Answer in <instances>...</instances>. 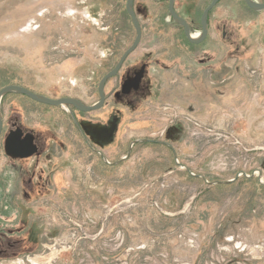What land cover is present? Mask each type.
<instances>
[{"label": "rangeland", "instance_id": "1", "mask_svg": "<svg viewBox=\"0 0 264 264\" xmlns=\"http://www.w3.org/2000/svg\"><path fill=\"white\" fill-rule=\"evenodd\" d=\"M152 2L135 7L143 39L131 57L150 62L147 89L115 106L121 126L102 150L107 162L62 128V108L2 100L0 264H264V11L221 0L207 40L191 48L171 15L168 30L157 26L169 0ZM211 2L176 0L194 36ZM117 8L115 0H0V89L95 103L102 75L135 38ZM10 119L42 136L39 155L7 156ZM138 140L160 144L129 154Z\"/></svg>", "mask_w": 264, "mask_h": 264}, {"label": "flooded vegetation", "instance_id": "2", "mask_svg": "<svg viewBox=\"0 0 264 264\" xmlns=\"http://www.w3.org/2000/svg\"><path fill=\"white\" fill-rule=\"evenodd\" d=\"M195 23L200 28V33H201L202 32L201 20L199 19L198 21H195ZM189 26H190L191 32L193 31L195 32V29L193 28V26L191 24H189ZM209 32H210V29H209V19H208V34L204 42L207 40L209 36ZM182 34H183V37L185 38L184 41L186 40L190 44V42L185 36L183 28H182ZM142 39H143V31H142ZM204 42H202L201 44H203ZM201 44H192V45L190 44V47L191 48L199 47ZM188 49H189V45H188ZM126 50L122 52L119 59L114 63L112 70L116 67L121 57L123 56V54L126 52ZM181 50H182V47H181ZM134 53H132L123 63L117 76L107 82L105 86V90H104L105 101L101 109L96 110V111H90V112H81V111H78L73 106H71L70 108L71 111H68L64 109L63 107H60L65 113V116L67 119V123H64V125H62L63 126L62 128L75 129V131H77L78 135L80 136L84 146L86 148L92 149L93 152L99 154L103 158V160L105 158H104V154L102 153V150L115 144V142L118 139L119 128L121 126V110L119 108H115V106H118L119 104L130 101V100H138L142 98L143 96L142 94L147 89L148 74H149V68L151 64L150 62L144 61L145 59L143 61H139L141 59H138L137 61H139V63L132 62L131 57L134 55ZM188 54L184 55V60H189L192 56H194L193 53H191L190 51H188ZM190 74L195 75L194 68L192 71H190ZM105 75H103L102 78ZM111 81L114 82V85L113 87L107 90V86ZM125 84H126V87L124 89ZM97 94H98V100L91 105H94L100 101L98 88H97ZM109 100H113L115 102L114 108H111V109L107 108V105L109 104ZM83 104L86 105L85 103ZM91 105H86V106H91ZM56 125L59 128L60 124L56 123ZM6 128L7 129L4 133V143L13 131L18 130L21 133V137H20L21 141L25 140L27 135L33 136L34 144L38 148V153L34 156L36 157L37 155L41 153L42 146H41L40 138H42V136H40L37 131L26 126L21 120H19V122L13 121L12 123L11 119H10V122L7 121ZM53 128H56V127H53ZM142 143L160 144L159 142L152 141V140H148L147 142H142ZM163 145H165L166 147L170 148L173 151V148L170 144L164 143ZM14 159L26 160L29 158H26V159L14 158ZM108 165L111 166L114 164L108 163Z\"/></svg>", "mask_w": 264, "mask_h": 264}, {"label": "water", "instance_id": "3", "mask_svg": "<svg viewBox=\"0 0 264 264\" xmlns=\"http://www.w3.org/2000/svg\"><path fill=\"white\" fill-rule=\"evenodd\" d=\"M221 0H212V2L209 4V6L205 9V11L202 14L201 17V27H202V32L194 36L191 32L190 26L187 23L185 19H183L176 11L175 9V3L176 0H169V6L168 10L171 15V18L174 20V22L178 25L181 26L184 29V33L186 38L191 44H201L207 37L208 34V19H209V14L210 12L216 7V5L220 2ZM246 5L253 11L255 12H261L264 11V3H258L255 2L254 0H244ZM126 11L129 15V17L132 20L134 29H135V38L131 46L126 50V52L123 54L121 57L120 61L116 65V67L111 70L108 74H106L101 81L99 82L98 86V91H99V96H100V101L97 102L94 105L91 106H86L84 105L81 101L72 99V98H60V99H51L49 97L37 94L31 90H28L24 87L18 86V85H8L0 89V154H1V137L3 133V128H4V117L2 114L1 110V104L2 100L4 97L7 95H22L27 97L28 99L46 105V106H51V107H63L68 111H71V106L75 107L78 111L81 112H90V111H96L99 110L103 107L104 101H105V86L107 82L116 77L119 70L121 69L123 63L126 61V59L134 53L137 48L140 46L141 41H142V27L140 25L139 19L136 15L135 12V0H127L126 3ZM126 87V84L124 85V89ZM123 89V90H124ZM21 133L16 130L13 131L7 140L4 143V149L7 154V156L12 157V158H21V159H26L33 157L38 153V148L34 144V138L32 135H27L25 140L21 141L20 140ZM148 140H138L132 143L131 147L129 148V154L132 150V147L135 144H141L142 142H147ZM128 154V156H129ZM105 162H107L106 159H104ZM200 177V176H199ZM250 177V176H247ZM235 182L233 181H228V182H219L222 184H230ZM262 182V181H261ZM264 183V182H263ZM262 183V184H263ZM218 184V183H217Z\"/></svg>", "mask_w": 264, "mask_h": 264}, {"label": "trees", "instance_id": "4", "mask_svg": "<svg viewBox=\"0 0 264 264\" xmlns=\"http://www.w3.org/2000/svg\"><path fill=\"white\" fill-rule=\"evenodd\" d=\"M126 2H127V0H125ZM164 0H153V2L152 3H156V4H158V3H161L162 4V2H163ZM166 1L167 0H165V3H166ZM115 2H118V8H117V11L118 12H120V14L121 15H124V16H126V17H128V19L130 20V21H132L131 20V18L129 17V15L127 14V12H126V10H125V7H124V5H123V7H122V2H123V0H115ZM150 2H151V0H150ZM139 6V3H138V0H135V7H138ZM162 11L160 12V17L158 16L157 17V26H158V23H159V25H160V29L162 30H168V27H170V25H169V23H166V18L167 17H169V11H168V7H166L165 9L164 8H162L161 9ZM137 11V10H136ZM177 11V10H176ZM178 12V11H177ZM179 14V13H178ZM136 15H137V17H138V19L140 20V17H139V12L137 13L136 12ZM180 15V14H179ZM170 24L172 25V26H175V27H177L179 30H181L182 31V27H180V26H177L176 25V23L174 22V20L171 18V20H170ZM176 38V37H175ZM177 39V38H176ZM178 41V40H177ZM122 53L120 52L119 54H118V56H120ZM119 59V57L117 58V60ZM116 60V61H117ZM115 63V62H114ZM113 63V64H114ZM113 68V67H112ZM112 70V69H111ZM110 70V71H111ZM109 72V71H108ZM107 73V71L105 72V74ZM104 74V75H105ZM103 76V75H102ZM102 78V77H101ZM246 179H247V177H245ZM237 181V180H236ZM249 181V180H248ZM247 181V182H248ZM251 181V180H250ZM234 183V182H233ZM232 183H230V184H219V185H231ZM261 188H263L264 189V185H261ZM1 211H2V213L3 214H5L4 216H6V215H8V211H6V210H4V209H1ZM8 228V227H7ZM6 231V228L3 226V231H0L2 234H4L3 232H5Z\"/></svg>", "mask_w": 264, "mask_h": 264}]
</instances>
